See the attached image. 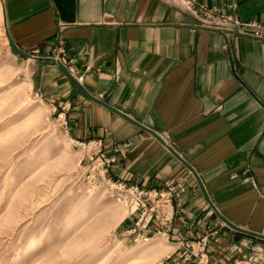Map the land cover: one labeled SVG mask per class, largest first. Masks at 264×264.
<instances>
[{
    "label": "crops",
    "instance_id": "1",
    "mask_svg": "<svg viewBox=\"0 0 264 264\" xmlns=\"http://www.w3.org/2000/svg\"><path fill=\"white\" fill-rule=\"evenodd\" d=\"M231 6L242 20L264 21V0H197ZM14 43L29 62L32 92L64 114L73 140L127 142L115 179L163 187L187 176L164 236L178 260L186 242L224 222L264 235V41L203 30L161 0H1ZM63 42L76 59V80L88 95L155 132L199 177L155 137L84 96L60 64L47 57ZM25 59V58H22ZM211 212V215L208 213ZM132 226L124 219L123 229ZM159 235H156V237ZM264 242L225 224L209 262L226 264ZM167 247V248H168ZM168 248V249H169ZM174 256V258H173ZM177 258V262L174 260Z\"/></svg>",
    "mask_w": 264,
    "mask_h": 264
},
{
    "label": "rangeland",
    "instance_id": "2",
    "mask_svg": "<svg viewBox=\"0 0 264 264\" xmlns=\"http://www.w3.org/2000/svg\"><path fill=\"white\" fill-rule=\"evenodd\" d=\"M0 64V264H165L166 238H126L128 210L84 181L62 119L27 86L3 13Z\"/></svg>",
    "mask_w": 264,
    "mask_h": 264
},
{
    "label": "built area",
    "instance_id": "3",
    "mask_svg": "<svg viewBox=\"0 0 264 264\" xmlns=\"http://www.w3.org/2000/svg\"><path fill=\"white\" fill-rule=\"evenodd\" d=\"M161 1L194 19L199 29L264 41V21L255 18L242 20L234 14L231 6L229 8L232 11L229 12L225 7L207 6L197 0ZM47 59L60 64L76 78V59L68 54L63 42H60ZM58 116L79 155L78 166L84 181L95 190L102 189L109 198L128 210L132 226L122 234L126 238L143 242H149L156 235L166 236L174 222L175 203L187 193L188 177L180 176L175 182L167 183L163 187H144L115 179L112 176L113 170L126 161L129 143L120 142L106 147L100 139L73 140L68 133L64 114ZM222 228L223 223L219 226H208L197 240L185 243L184 251L178 254V260L189 261L191 257H198L199 264H220L216 261L209 262L207 250L210 244L218 242ZM226 264H264V244Z\"/></svg>",
    "mask_w": 264,
    "mask_h": 264
},
{
    "label": "water",
    "instance_id": "4",
    "mask_svg": "<svg viewBox=\"0 0 264 264\" xmlns=\"http://www.w3.org/2000/svg\"><path fill=\"white\" fill-rule=\"evenodd\" d=\"M5 25V23H4ZM5 35L9 44V47L11 48L12 51H14L18 56H20L21 58H25V59H38V58H34L33 56L28 55L27 53L23 52L20 48H18V46L14 43V41L12 40L7 27L5 25ZM62 68L64 69V72L66 73V75L72 80V82L77 86V88L80 90V92L86 96L88 99L100 104L101 106L105 107L106 109L110 110L111 112L117 114L118 116L122 117L123 119L127 120L128 122L138 126L139 128H141L142 130L147 131L148 133H150L153 137H155L162 145H164L176 158H178L187 168L188 170L191 172V174L194 176V178L196 179V181L198 182L201 190L204 192V194L206 195V192L203 188V185L199 179V177L197 176V174L195 173V171L193 170V168L187 164L170 146H168L155 132H153L152 130L146 128L145 126L141 125L140 123L128 118L125 114L121 113L120 111H118L115 108L110 107L109 105H107L106 103L88 95L87 93L84 92V90L82 89V87L79 85V82L76 80V78H74L72 75H70L67 70L62 66ZM207 201L209 203V206L211 207L212 211L224 222V224L231 230L245 235L249 238H253V239H257L260 240L262 242H264V235L263 234H259V233H255V232H251L249 230H245L242 228H239L237 226H234L232 224H230L227 220H225L220 214L219 212L215 209V207L212 205V203L210 202V200L208 199L207 195H206Z\"/></svg>",
    "mask_w": 264,
    "mask_h": 264
},
{
    "label": "bare ground",
    "instance_id": "5",
    "mask_svg": "<svg viewBox=\"0 0 264 264\" xmlns=\"http://www.w3.org/2000/svg\"><path fill=\"white\" fill-rule=\"evenodd\" d=\"M3 13V7H2V5H1V3H0V14H2ZM0 70H2L3 69V67H2V65L0 64ZM28 85V87H30V85L31 84H29V83H27ZM20 88H19V85H12V86H10V91H18ZM28 110H30V111H33V109H34V103H31V104H29V106H28V108H27ZM85 214V213H84Z\"/></svg>",
    "mask_w": 264,
    "mask_h": 264
}]
</instances>
